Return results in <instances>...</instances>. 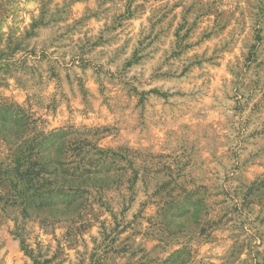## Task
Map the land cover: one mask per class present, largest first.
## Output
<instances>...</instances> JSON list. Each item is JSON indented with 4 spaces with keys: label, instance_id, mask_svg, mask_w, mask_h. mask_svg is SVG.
I'll use <instances>...</instances> for the list:
<instances>
[{
    "label": "rangeland",
    "instance_id": "374dc122",
    "mask_svg": "<svg viewBox=\"0 0 264 264\" xmlns=\"http://www.w3.org/2000/svg\"><path fill=\"white\" fill-rule=\"evenodd\" d=\"M0 174V264H264V0H0Z\"/></svg>",
    "mask_w": 264,
    "mask_h": 264
},
{
    "label": "trees",
    "instance_id": "16d2710c",
    "mask_svg": "<svg viewBox=\"0 0 264 264\" xmlns=\"http://www.w3.org/2000/svg\"><path fill=\"white\" fill-rule=\"evenodd\" d=\"M65 135H67V133H65ZM36 141L37 140H35L34 147L31 149V154L29 156H21L23 159L25 157L30 159L33 157V160H30L25 170L16 173L17 179L22 181L26 178V180H28L27 183H30V188L34 190L33 194L25 196V192L29 189H25V191L19 190L17 185L11 181L17 196L19 198L23 197L24 204L22 205H24L25 209L29 207L31 209L47 210L54 207L70 208L77 204H81L83 194L87 191H83L81 187L75 186V183H78L77 181L80 177L93 175L95 172L94 169L91 170L94 166L90 160H85L84 158L73 160V157H78L76 152L80 150L81 142L79 140H74L69 143V145L64 148L65 150L59 152L61 157L52 160L51 158L49 159L48 157L42 156V150L39 146L43 140ZM55 144V142L52 143L51 153L56 152L54 151L56 148ZM66 151H71L72 154H67ZM19 160H21V158H18V161ZM3 173L4 175L10 174L9 171ZM60 175L62 178L58 185L61 187L54 189ZM4 180L5 179H3L0 174V182ZM7 180H9V177ZM42 190L44 191L42 192ZM42 223L43 222H41V224Z\"/></svg>",
    "mask_w": 264,
    "mask_h": 264
}]
</instances>
